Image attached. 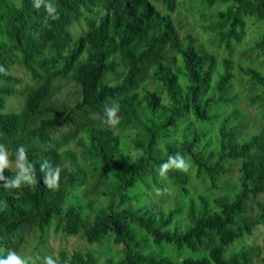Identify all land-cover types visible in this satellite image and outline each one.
Segmentation results:
<instances>
[{
	"label": "trees",
	"instance_id": "trees-1",
	"mask_svg": "<svg viewBox=\"0 0 264 264\" xmlns=\"http://www.w3.org/2000/svg\"><path fill=\"white\" fill-rule=\"evenodd\" d=\"M176 1L52 0L59 19L51 20L43 7L34 8L33 0H0V34L5 37L0 39V66L7 71L0 73V144L13 162L16 149L24 146L36 164L38 181L22 189L0 187V257L27 225L36 223L44 231L55 221L67 234L82 233L90 243L114 234L115 243L124 246V258L117 264H251L243 248L229 254L226 248L264 223L262 207L257 219L243 216L248 201L264 193V137L258 134L240 141L239 126L229 125L235 115L222 117L220 107L232 102L234 69L262 87L264 94V75L232 60L247 20L264 24V0L177 1H188L189 10L199 7L196 12L213 51L223 54L220 62L213 52L198 47L192 35L182 39L172 18ZM81 21L86 30L75 38L70 29ZM255 47L264 50V34ZM11 64L21 66L35 85L24 89L21 110L5 113L6 98L18 92L14 85L20 83L10 73ZM148 78L157 82L159 90L144 84ZM63 80L75 83L70 104L51 101ZM113 103L119 105L120 117L110 127L105 108ZM72 116L78 117L76 130L81 132L75 142L109 170L119 194L117 203L111 199L97 209L91 222L83 214L84 172L77 156L51 136ZM215 120L219 123L212 132L206 124ZM121 125L131 128L130 149L115 131ZM177 152L192 161L196 176L204 177L212 189L231 171L232 161L241 162L239 189L213 199L215 207L202 196L198 207L189 203L183 229L175 219L182 209L164 213L154 207H133L126 194ZM44 159L61 169L58 190L43 183L39 162ZM15 174V170L4 173L10 178ZM168 176L188 192L184 172L172 170ZM86 205L91 208V201ZM132 225L156 246L166 243L207 253L187 255L181 261L154 250L144 253ZM72 264L97 262L88 253H78Z\"/></svg>",
	"mask_w": 264,
	"mask_h": 264
},
{
	"label": "rangeland",
	"instance_id": "rangeland-1",
	"mask_svg": "<svg viewBox=\"0 0 264 264\" xmlns=\"http://www.w3.org/2000/svg\"><path fill=\"white\" fill-rule=\"evenodd\" d=\"M177 1L172 18L182 39L189 34L192 35L198 47L213 52L220 62L223 54L213 51V47L209 42V34L201 27L204 22L196 12L199 10V7L196 6L193 10H189L188 7L191 4L188 1H183L182 3ZM156 7L160 11H163L160 4H156ZM2 23L3 15L0 9V24L2 25ZM85 30L86 26L83 21L73 25L70 29L75 38L80 36ZM260 34H264V24L257 26L252 20H247L245 34L242 37V42L235 46L232 60L235 64L251 66L264 75V50H258L255 47V41L259 38ZM0 39L4 41L5 37L0 34ZM218 69H220V64ZM10 73L18 77L20 83L14 85L18 92L6 98L5 113L21 110L23 107L24 95L22 93L24 89L35 85L30 75L18 64H11ZM120 73H122L121 70ZM233 73L234 77L231 80L232 90L230 93L232 102L220 107L222 117H228L232 113L235 115L229 122V125L239 126L237 133L240 141L247 140L251 136L258 134L264 137L263 89L259 85L248 81L235 69ZM214 79H216V76ZM57 84L58 86L51 97V101L57 104H70V101L74 98L75 83L73 80H63L61 82L58 81ZM144 84L151 89L159 90V85L154 79L148 78L144 81ZM118 117H120L119 112ZM221 120L219 119V121ZM78 121L77 116H72L71 121H67L56 127L51 136L56 143L68 145L66 148L77 156V161L84 172L80 185L81 189L84 190L83 198L81 199V202L84 203L83 214L86 220L91 222L94 212L99 208L106 207L111 199H114L115 203H117L119 194L115 190L116 181L111 176L109 170L102 167L75 142L81 135V132L76 130ZM219 121L215 120L211 124H206V126L214 132ZM106 125L108 124L106 123ZM115 131L130 149L131 128L128 125H121ZM178 134L179 131L173 133L175 136ZM64 138L66 141H64ZM186 159L191 164L189 170L184 172L189 181V184L186 186L187 193L178 188L168 174L167 178H162L159 175L158 168H156L154 173L146 174L142 179L137 181L134 188L127 190L126 194L131 197L129 205L133 207H154L157 210H162L164 213H167L169 209H182L175 216V219L180 229H183L187 224L185 209L189 203L192 202L194 206L198 207L199 197L202 196L209 200L210 206L215 207L212 202L213 199L223 195H231L239 189L238 175L241 166L240 161H232L229 164L231 171L220 178L218 188L212 189L209 187L208 181L203 179L204 177L196 176L195 166L189 158ZM12 170L15 169L13 168ZM226 182H228V185L225 184ZM89 201L92 203L91 208H88L86 205ZM261 207L264 208V193L248 201L243 216L257 219L261 213ZM175 226L177 225L175 224ZM134 228L139 235L138 243H141V251L144 253L154 250L159 254L168 255L176 261H181L187 255L196 256L201 253H207L206 250L193 252L188 248H178L166 243L156 246L152 243L147 233L143 232L140 228ZM242 248L247 252L251 264H264V223L256 224L249 234L244 233L241 238L229 245L226 248V254L230 252L238 253ZM10 249L16 251L21 256L34 257L37 254L40 256L51 254L54 258L58 257L59 264H72L73 256L78 253L83 256L87 253L92 255L97 264H107L108 260L117 264L124 258V246L122 243H115L114 234L109 233L100 242L90 243L82 233L77 235L67 234L62 229V226L55 221H51L44 231H41L36 223L27 225L21 234L13 238V245ZM7 251L5 250L4 256L7 255Z\"/></svg>",
	"mask_w": 264,
	"mask_h": 264
},
{
	"label": "clouds",
	"instance_id": "clouds-1",
	"mask_svg": "<svg viewBox=\"0 0 264 264\" xmlns=\"http://www.w3.org/2000/svg\"><path fill=\"white\" fill-rule=\"evenodd\" d=\"M36 9L44 8L47 17L58 20L59 13L52 0H33ZM0 73L7 75V71L0 66ZM119 105L113 103L105 108L106 123L115 126L119 123ZM191 167L190 161L181 153L170 155L166 162L159 165L158 172L162 178H167L169 171L177 170L187 172ZM15 169L14 178L6 177L5 170ZM39 172L43 173V183L51 190L59 189L60 173L59 166H53L47 159L39 162ZM36 164L29 160L27 149L19 146L15 151V161L10 159L9 152L4 144H0V187L4 189H22L38 183ZM159 191V190H158ZM0 264H59L58 257L48 254L40 256H21L16 251L9 249L6 256L0 257Z\"/></svg>",
	"mask_w": 264,
	"mask_h": 264
}]
</instances>
